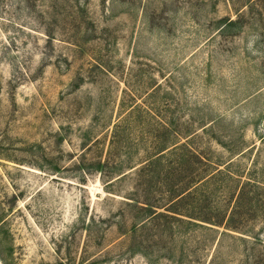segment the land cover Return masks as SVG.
I'll use <instances>...</instances> for the list:
<instances>
[{
  "label": "rangeland",
  "instance_id": "374dc122",
  "mask_svg": "<svg viewBox=\"0 0 264 264\" xmlns=\"http://www.w3.org/2000/svg\"><path fill=\"white\" fill-rule=\"evenodd\" d=\"M183 144L264 186V0H0V264H264V212L141 230Z\"/></svg>",
  "mask_w": 264,
  "mask_h": 264
},
{
  "label": "trees",
  "instance_id": "16d2710c",
  "mask_svg": "<svg viewBox=\"0 0 264 264\" xmlns=\"http://www.w3.org/2000/svg\"><path fill=\"white\" fill-rule=\"evenodd\" d=\"M225 24L228 28L236 27L240 24V19L235 22L226 20ZM186 149L187 146L184 144L179 148H174L173 152L179 155L177 167L182 168L183 172L181 175L171 172L176 175V178L167 192L164 204H160L161 206L135 202L129 204V207L143 211L146 214V218H142L139 223L141 230H146L159 220L157 228L161 226L160 222L162 221L165 224H172L171 221H175L188 227H205V225H208L239 233L238 231L247 225L246 217L249 214L256 217L257 214L264 212V186L251 180L246 182H242L241 179L234 180L239 185L238 190L231 197V205L226 211L218 210L219 207H211L209 203L207 204V201H209L207 199L208 195H206L207 192L203 191L209 187L211 182L224 175V172L215 165H204L205 159L201 155L193 152L190 156L184 154L183 152ZM160 153L154 155L152 160L149 159L145 165L152 167L155 164L163 163L160 160L164 156ZM105 165H108L107 161L98 162L97 171L102 173ZM192 167H194V170L189 174L188 171ZM212 168H216V170ZM173 170L175 172V169ZM132 229L134 233L140 231L135 226ZM256 241L258 242L260 239L256 238ZM182 252H185L184 249H182Z\"/></svg>",
  "mask_w": 264,
  "mask_h": 264
}]
</instances>
